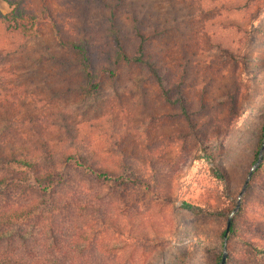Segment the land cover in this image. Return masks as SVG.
I'll list each match as a JSON object with an SVG mask.
<instances>
[{
    "label": "rangeland",
    "instance_id": "374dc122",
    "mask_svg": "<svg viewBox=\"0 0 264 264\" xmlns=\"http://www.w3.org/2000/svg\"><path fill=\"white\" fill-rule=\"evenodd\" d=\"M16 1L37 26L11 36L0 25V60L24 47L0 64V101L34 117L55 153L136 181L63 169L81 185L75 202L108 218L81 214V242L112 264H220L225 245V264H264V0ZM114 32L130 56L144 45L151 69L119 60ZM57 36L86 41L98 91L67 92L48 60L36 67ZM49 84L64 94L51 99Z\"/></svg>",
    "mask_w": 264,
    "mask_h": 264
},
{
    "label": "trees",
    "instance_id": "16d2710c",
    "mask_svg": "<svg viewBox=\"0 0 264 264\" xmlns=\"http://www.w3.org/2000/svg\"><path fill=\"white\" fill-rule=\"evenodd\" d=\"M1 1L8 6L9 11H0V25L11 36H30L37 26V18L29 15L20 1ZM96 1L104 4L102 0ZM116 1L114 10L127 3V0ZM140 20V14L137 13L131 18L132 23L139 25L142 24ZM113 24L116 26V20L112 22V27ZM139 29L134 26L138 37L143 38L138 33ZM113 34L119 60L151 69L143 57L144 45L141 44L137 53L130 56L116 33ZM56 46L55 49L46 47L44 53L34 58L36 67H41L44 59L48 60L55 83L67 92L98 91L100 85L86 41L62 40L57 36ZM21 48L3 53L0 64L4 59L17 55L24 47ZM59 78L61 81H58ZM52 89L49 84L51 99L57 98L60 93L64 94V91L57 93ZM14 107L9 99L0 101V264H112L98 255L97 248L89 242L91 239L86 237L89 225L83 222L81 214H90L104 226L108 225V218L98 213L96 217L89 208L75 202L79 199L81 185L73 189L74 182L63 169H73L102 183L136 184V181L129 176H118L111 170L90 165L81 156L55 153L49 146L50 142L45 140L40 126L35 125L36 119L26 113L22 115ZM20 118V125L27 124L29 127L17 134L13 129L15 119ZM29 130L33 137L29 135ZM10 135L18 138L5 145ZM23 138L36 146L26 149L27 145H19ZM210 158L206 156L202 159ZM186 208L192 210L190 205H186ZM81 240L89 241L83 243ZM254 251L264 254V249L254 248Z\"/></svg>",
    "mask_w": 264,
    "mask_h": 264
},
{
    "label": "water",
    "instance_id": "95a60500",
    "mask_svg": "<svg viewBox=\"0 0 264 264\" xmlns=\"http://www.w3.org/2000/svg\"><path fill=\"white\" fill-rule=\"evenodd\" d=\"M263 151H264V141H263V144H262V147H261V151H260V159H259V162L261 161V157H262ZM230 225H231V218H229V220H228V225H227V229H226L225 240L227 238V233L229 232ZM226 251H227V249H226V245H225L224 253L222 255V259H221L220 264H225V262H226V257H227V252Z\"/></svg>",
    "mask_w": 264,
    "mask_h": 264
}]
</instances>
